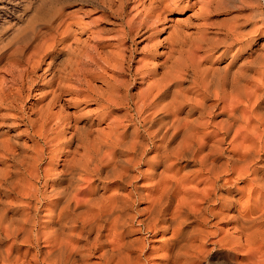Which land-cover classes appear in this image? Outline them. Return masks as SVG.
I'll list each match as a JSON object with an SVG mask.
<instances>
[{
  "label": "bare ground",
  "instance_id": "obj_1",
  "mask_svg": "<svg viewBox=\"0 0 264 264\" xmlns=\"http://www.w3.org/2000/svg\"><path fill=\"white\" fill-rule=\"evenodd\" d=\"M106 1L107 11L113 9ZM150 1L144 17L123 19L119 41L134 42L150 14L153 27L165 18L161 13L169 6ZM168 1L174 6L178 0ZM65 16L36 30L30 46L42 50L49 70L48 100L29 120L37 128L36 144H20L15 133L0 137V264H145L155 250L160 264H227L234 252L242 254L238 264H264V202L253 200H264V42L257 44L249 34L254 28L247 32L239 22L216 27L209 21L191 30L175 27L160 52L163 60H144L150 64L136 72L135 81L144 85L129 94L125 87L131 82H125L136 75L125 80L132 56L123 52L124 40L116 50L82 48ZM24 44L0 50V59L14 68L8 83L0 79V103L20 111L34 78L18 67ZM80 65L113 66L126 72L125 82L104 76L94 88L93 72H82ZM80 87L86 92L82 102L96 104L94 119L50 111L72 103ZM106 117V129H98ZM150 183L154 189L147 192ZM140 200L147 206L138 210ZM231 210L233 226L213 241L222 249L211 263L205 244L214 232L205 229L207 217H230Z\"/></svg>",
  "mask_w": 264,
  "mask_h": 264
},
{
  "label": "rangeland",
  "instance_id": "obj_2",
  "mask_svg": "<svg viewBox=\"0 0 264 264\" xmlns=\"http://www.w3.org/2000/svg\"><path fill=\"white\" fill-rule=\"evenodd\" d=\"M140 1L141 2H139V0L138 1L137 0H127V3H128L127 4L126 0H123V1L122 0H108V3L113 2L112 5H110V6H112L113 9H110L109 11H107L108 7L104 6V5H107L106 0H0V50L2 52L5 51L8 53L14 49L13 48L14 46L16 47V44L18 46L19 44L25 43L24 44V46H25L24 56L21 58L20 64L18 65V67L21 69H24L26 67L27 71L29 70V73H30V71L32 72V74H29L30 78L32 79V77H34L32 79L33 83L31 82V90L29 91L28 96H26L23 99L22 103L24 105L21 103V105L23 106V107H21L22 108L21 110H23V111H20L19 109H14L15 110L14 111L13 109H10V107L8 108L7 106H5L6 105L5 103H0V137H5V136L10 135V134L13 135L12 133H15L14 134L16 136L15 138L18 142H20V144L22 142H24L27 147H30V146H33L36 144L33 141L32 135L34 132L33 128L34 129H37V128H35V127L32 128V126L29 125V120L33 119V117L34 118L36 117L37 110L43 108L44 104L48 100V98H47L48 94H46V92L48 93V90H47V88H45L46 86H44V85H45V81L48 79L47 76H49L48 75L49 70H48V67H45V62L48 60V58L43 55L44 53L42 54V50L34 52L30 48V46L33 43L32 40L35 41V39L37 38L35 35H33V33L36 30H38L39 28L44 27V25H46L50 21H55L54 19H56L58 14H61V13L66 14L67 15V16H65L66 18L63 17L66 19L65 22H69L71 24V26L75 25L72 27V29L75 31L74 32L75 36H77L78 39H80L79 40L80 43L83 41L86 44V46L84 47L82 44L83 42H82L81 43L82 48H88V47L89 48H92V47L95 48L97 46L99 47V45H100V47H102V48L108 49L110 47L109 49L112 50L115 48H120V47H117L118 43L120 41L122 42L124 40L122 42V44H124V45L127 44V46H123V48H124L123 52L125 54H128V52H131V56H132V59L130 60L131 65H129V72H128L130 75L127 74L126 72H124L123 70H121V72H119L120 73L119 74L118 73L119 70L115 71V68L113 66H109V65L104 66V68H102L103 70L100 68H98L100 70H98L97 68L93 69L94 67H89V66L84 67L82 65H80L81 67L79 66L78 69L79 70L82 69L81 70L82 72L83 71L91 72V73L93 72L92 73L93 76L89 77V78H91L90 84H92L91 86L94 88H98L99 86L102 85V78L104 76L107 77L108 79H110V78L114 79L116 76L115 79H118V80H119V77H120V79L122 77V79L120 81L125 82V80L127 78H129L127 76L136 75V77H135L136 79H134L133 81L129 80V81L125 82V83L131 82V83H128L129 86L127 85L130 89L127 86L125 87V89L127 88V91L129 94L130 93L134 94L136 92H140V90H141L140 88L144 85L142 82H136L135 83V81H140V79L137 80L139 75H137L136 72H139V69H140V71L144 70L149 63L147 61L150 59L151 60L154 59V61L156 63L163 60L165 54L163 52H162L163 54H161L160 52L165 50V45L168 44V41L172 37L173 30L175 27H178V28L182 27L184 29L191 30L192 28H194L195 24H197L200 21H202V22L209 21L211 24L216 25V27H221V26H226V25L231 26V25L239 22V23L243 24V27H244L245 31H247V32H249L250 29L252 30L254 28V33L252 30L249 32V34L252 32L251 34L255 36V40L257 39L256 40L257 44H262L264 42V30H263L264 29V0H180V1L178 0V1H176V4L174 5L176 8L173 5L169 4L168 0H164V1L161 0L164 5L167 4L169 6V9L167 8L166 11L161 13L162 15L165 16L166 19L165 18L163 19L162 17H160V19H163V20H157L156 23H154V26L156 27L155 28L151 25V23H148L149 21H151L150 19L154 18V14H150L153 16V18L150 17L145 24V25H147V27L149 29H146L147 27H145V25H143L142 26L143 28H141L139 31L144 36L141 33L140 34L138 33L137 34L138 36L136 35L133 37L134 38L133 40H135V41L134 42L131 41V44H130V40H127L126 38L119 41L118 38L122 37L121 36L122 32L119 29L121 27V30L122 31L124 30V26H125L124 23H126L127 19H128V21H134L135 19L136 20L141 19V17H144V15H146V12H145L146 10L150 11V10H148L149 5L146 6L149 0H145V1L140 0ZM142 1L144 3H142ZM146 1H147V3H146ZM129 2H130V4H129ZM150 2L153 3L154 0L153 1L151 0ZM155 2H156V0H155ZM155 2L153 3L154 5H155ZM103 3H104V5H103ZM134 4L136 6L135 8H134ZM113 5H115V8ZM179 5H182V7L181 6L179 7ZM208 5L209 6L211 5L210 6L211 8ZM172 6H173V8H172ZM124 7L126 9H124ZM136 8H138V9L136 10ZM141 8L143 9V13H142ZM182 8H184V9H182ZM115 9H116L117 13L114 11ZM172 9L173 10L175 9V10L173 11ZM176 9H178V10H176ZM210 9H212V10L215 9V10L212 11ZM216 9H218V10H216ZM123 10L125 11L126 14L124 13ZM180 10H181V13H180ZM176 11H178V12H176ZM208 11H209V13L210 12L211 13L209 14ZM105 12H106V14H105ZM110 12L111 13L113 12L112 13L113 15ZM139 12L142 14H140ZM165 12L166 13L168 12V13L166 14ZM103 14H105V15H103ZM124 14H125V16H124ZM117 15L119 16V19H118ZM104 17H106V18H104ZM122 17H124V18H122ZM129 18H131L132 20L131 19L129 20ZM105 19H108V20H105ZM123 19L125 20L124 23L122 22ZM234 19H235V21H234ZM119 21L122 23H120ZM159 21L162 23L164 21L165 22L162 24ZM120 25H122V26H120ZM256 25H258V26H256ZM255 26H256V28H255ZM261 28H262V30H261ZM142 29H144L145 31ZM116 31L119 34H116ZM98 34H100L101 39L99 38ZM95 35L98 37L99 40L97 39V37ZM93 36H94V38H93ZM140 36L141 37L143 36L144 40H143V38H140ZM137 37L139 38V40L136 39ZM115 38H116V40H115ZM98 41L99 42L102 41V42L97 43ZM162 41L167 42V43L164 44V42L162 43ZM128 45H129V47H128ZM100 47L98 49H100ZM125 47L128 49H126ZM1 51H0V53H1ZM32 52H34V53H32ZM150 52H152V53L154 52L155 54L154 53L152 54ZM40 54H41V56H40ZM132 54H134V55H132ZM31 55H32V57H31ZM26 56H27V58L28 57L30 58V60H29V58L27 60V63H30V65L29 64L26 65V62L24 61V60H26L25 59ZM35 56L37 57V59ZM153 56H155V58ZM144 60H147V61H144ZM151 60H150V63H151ZM5 61H7V60L6 59H0V79L5 81L4 83H8V80L11 77V75L14 71V68H12L11 63H7ZM34 61L35 62L38 61V63L37 64L35 63V65H34ZM137 61H138V63H137ZM140 61L141 62L144 61V63H141ZM111 62H112V60L110 61V63ZM139 62L141 64H139ZM31 63L33 66L31 65ZM111 64H115V62L113 61V63H111ZM139 65H140V67H139ZM108 66L110 67V69H108L109 68ZM137 66L139 68L135 69L134 67H137ZM44 68H47V69H44ZM112 68H114V69H112ZM133 69H134V71L136 70L135 73L133 72ZM112 70H114V72ZM131 70H132V73H131ZM158 70H160V69L158 68L156 71H158ZM99 71H103V72L105 71V72L100 73ZM44 72L47 74L44 75L45 74ZM111 73L114 75H112V77H109V76H111L110 75ZM115 73H118V74L115 75ZM122 73H123V75H122ZM124 73H126L125 74L126 78L124 77L125 80H123L124 79L123 78ZM113 76H114V78H113ZM35 79H36V81H34ZM1 80H0V82H1ZM35 82L38 84L36 85ZM84 88L85 87H80V92H79L80 95H79V93H77V95L72 94L73 99H71L72 101H70L72 103H70V102L66 103V104H69V103L70 104L65 105L64 106L65 108L63 107L62 109H59L58 106L55 105V106L51 107L50 111L52 113H55V115H58V116H61L62 113L67 114V115L72 114L75 117L79 116V118L83 121L85 119H88L89 117H92V119H94L95 117L93 118L92 115L95 112L96 104H93L94 103L93 101H91V103H90V100H88V98H85L86 99L85 102H82V100L84 101L83 97L86 95ZM31 92H32V94H30ZM44 94H46V95H44ZM79 99L80 100L82 99V100L79 102ZM84 103H86V105ZM36 108H37V110H36ZM7 110H9V111H7ZM58 110L60 111L59 113H58ZM32 111H33V113H32ZM13 112H14V114L11 115V113H13ZM117 112L118 111H115V113L113 112L114 114H112V113L111 114L115 116V114ZM132 112L133 111L131 110V113ZM9 113H10V115H9ZM20 113L23 115H22V118L18 119V115ZM26 113H29V114H26ZM87 113H88V115H87ZM16 114H18V115L16 116ZM11 116H14L15 118L11 117ZM14 119H17V120H14ZM108 119L109 118L106 117V118L100 120L101 122H99L97 125L98 129L99 128L106 129V123L108 122ZM50 122L54 123V119L51 120ZM50 122L48 125H52ZM27 131H28V133H26ZM16 133H18V135ZM24 143H22V144H24ZM37 144L42 145V141H39ZM46 147L47 146H44V157H45L44 160H45V162H46V152H45ZM40 166L44 167V162L42 164H40ZM140 182H141V180H140ZM146 182H148V181H146ZM149 185L146 188L147 192L154 189V187L152 186L151 183ZM241 186H244V185L241 184ZM254 196L255 195H253V200H256V202H259V203L264 202L263 198L259 199V197L256 196L254 199ZM140 203L138 204L139 206L137 205L136 209H138V208L143 209L144 207L147 206V203H145L144 200H140ZM216 205H219V203H217ZM224 208L218 207L217 209L221 212L222 210L224 211ZM133 212H135L134 209H133ZM142 212H144V211L140 210L139 214H142ZM136 213H135V215L138 216V213L137 214ZM226 214H229V216H230V215H233L236 213L234 212V210H231V211H229V213H226ZM223 216H225V215H223ZM227 217L228 216H226V218H222V219H218L217 217L215 218V217H210V216L207 217V223L205 224V229L209 233L214 232V234L213 233L210 234V236H209L210 238L208 239V241L205 244V247H206L205 250H207L209 253L211 252V254H209V256H208L211 259L210 260L211 263L212 262L215 263L216 258L218 257V254H216L214 252L216 250L222 249L219 246H217L216 244H214L213 241L214 240L217 241L218 239H220V237L222 236V234L224 232H230V228L233 226L232 216L228 217V219H227ZM142 233H143V231L140 230V234H142ZM156 237L158 238L157 235L154 236V238H156ZM157 238L156 239L152 238V242H154L152 244L155 245L154 248H157L160 246V242H157L158 241ZM155 251H153L152 253L149 252L147 254V256H148L147 261L148 262L145 264H160V262L158 261L159 256H157L158 251H156V252ZM223 254H224V252H223ZM241 257H242V254L234 252V255L230 256L228 258V260H226V263L228 264V262H230L233 264H238V263H236V261L240 260ZM235 259H236V261H235Z\"/></svg>",
  "mask_w": 264,
  "mask_h": 264
}]
</instances>
